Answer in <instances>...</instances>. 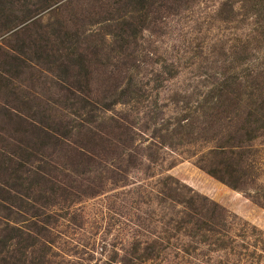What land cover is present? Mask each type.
Returning a JSON list of instances; mask_svg holds the SVG:
<instances>
[{"label":"rangeland","instance_id":"obj_1","mask_svg":"<svg viewBox=\"0 0 264 264\" xmlns=\"http://www.w3.org/2000/svg\"><path fill=\"white\" fill-rule=\"evenodd\" d=\"M0 264H264V0H0Z\"/></svg>","mask_w":264,"mask_h":264},{"label":"trees","instance_id":"obj_2","mask_svg":"<svg viewBox=\"0 0 264 264\" xmlns=\"http://www.w3.org/2000/svg\"><path fill=\"white\" fill-rule=\"evenodd\" d=\"M63 25V24H62ZM29 26H25L22 30V32L24 34H26L25 38H21V44L19 45L17 42L15 44V49L18 50V52L20 54H24L22 57L24 59H26V53L27 51H32V53L35 54V58L36 59H43L44 56L47 58H49V54L46 53L47 51V43L45 45H43V43L39 42V40H36L31 34L32 31L28 28ZM48 32L45 35V40L49 41L51 40V37L49 36ZM65 36H69V31L65 33ZM62 35H58V38H60ZM49 37V38H48ZM12 59H20L19 56H15L12 55L11 56ZM23 61V60H21ZM64 70L63 73L66 75L68 74L69 77H73L75 79V82H78L79 85H76L75 88H77L78 90H81V83L83 81H89L90 80V76H89V72H90V68L89 65L87 64L84 56H82L81 58H76L75 60L70 59L69 61H67V63H65L63 65ZM67 76V75H66ZM35 121V122H34ZM33 122L31 120H26L25 117H20L18 116V125H25V128L22 129V135L24 136V141H22L21 145L18 146V150H17V154H19V157L21 156V158L19 160H24L25 162L31 160V158L33 156H35V152L37 151L36 148V140H41L42 143H44V141L48 142V140L53 137L55 138V131L52 130V128H48L47 126H40V122L34 120ZM32 122V123H31ZM27 123L29 125H27ZM44 125V124H42ZM53 131V132H52ZM112 132H110L111 134ZM26 138V139H25ZM32 143V146L34 148L35 151H30L29 149H27L26 145L29 147V144ZM60 144V143H57ZM104 146V145H103ZM56 147V146H55ZM54 147V148H55ZM103 150H105V146L103 147ZM7 155V154H5ZM11 159V158H10ZM223 163L220 164H214V165H210L208 168H205V170L212 176L218 178L219 180H221L222 182H225L226 184L234 187V188H238L241 186L242 183H240V178H237L235 175L237 172L229 167V165H225V167L223 168ZM9 167L8 165H5V170H7ZM223 169H221V168ZM190 203V201H189ZM217 206V204H215ZM214 205H211L212 207L210 208H206V211L201 213L199 212V214L201 213V217H199V215H192L190 216L191 220L193 218L192 221H188L187 223H194V220L197 219L199 220L200 224H199V228L201 227H206L207 230L212 231V232H217L224 229L225 228V223L221 220V218H218V214H217V207ZM203 208V205H202Z\"/></svg>","mask_w":264,"mask_h":264}]
</instances>
